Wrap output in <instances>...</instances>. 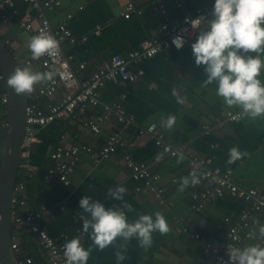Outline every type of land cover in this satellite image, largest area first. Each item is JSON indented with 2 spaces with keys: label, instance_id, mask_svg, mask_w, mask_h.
<instances>
[{
  "label": "crops",
  "instance_id": "crops-1",
  "mask_svg": "<svg viewBox=\"0 0 264 264\" xmlns=\"http://www.w3.org/2000/svg\"><path fill=\"white\" fill-rule=\"evenodd\" d=\"M129 1L61 0L59 6L44 11L45 17L53 26L66 22L76 38L74 44L63 43L62 50L65 55L71 57L73 67L86 63L85 69L79 73L82 81L96 69L106 66L111 56L138 50L146 39L162 38L163 23L179 26L185 15L192 13L195 8L213 2L133 0L137 12L126 20L120 13ZM160 4L164 6V14L158 11ZM0 13L5 16L13 15L7 23L0 19V38L7 43L15 61L21 67L30 62L27 67L43 72L39 60L31 58L28 47L33 34L25 32L16 24L27 14L33 15L34 11L23 0H10L0 8ZM97 27L99 30L96 34ZM207 28L208 21L199 27L193 39L180 51L166 48L162 53L145 61L142 64L144 76L136 82L128 83L125 87L106 84L101 90L100 104L81 113L82 117L105 115V105L116 101L125 90L128 96L123 106L132 120L130 125L124 126L117 122L113 115H107L101 123L99 135H94L72 119L58 120L43 129L34 128L36 141L24 150L25 154L21 156L18 168V179H25L21 193L25 204L18 207V211L25 214L38 211L42 207L48 209L49 213L43 215L38 223L49 234L55 237L70 236L68 241L76 238L74 230L83 226V210L80 209L79 201L85 195L100 201L106 208L121 207V201L106 199L108 188L118 185L127 189L125 200L135 209L134 212L125 210L130 222L138 219L140 214H154L159 211L170 225L171 230L166 235L153 233V244L147 251L139 246L135 238L127 243L126 248L123 247L125 242L117 238L116 246H109L100 251L93 245L89 230L84 238H79L85 249H93L88 264H117V251L123 252L127 257L121 264H208L212 259L204 253L203 245H224L227 241L224 218L228 217L234 221L246 208L244 200L226 196L222 199H212L199 212L192 211L190 195L197 187L189 186L182 193L178 191L181 178L192 172L188 159L185 157L183 162L178 163V158L168 159L162 155L157 161L155 157L161 153L155 148L152 136L138 137L139 128L156 124L172 145L184 146L190 155L211 158L213 166L232 169L236 184L264 193V119L252 121L242 114L235 122L224 125L208 136L201 134L202 124L212 123L226 112L241 111L235 107L228 108L222 102L216 95L215 84L201 87L202 81L206 79L204 66H196L191 44L196 41L199 31ZM82 38L85 39L81 40ZM259 78L264 82V72ZM173 89L186 98L183 105L176 102L172 95ZM34 92L26 95L28 102L33 101L42 110H47L48 105L63 91L58 89L52 100H32ZM3 94H6L5 87L0 80V120H6V106L1 103ZM168 115L177 117L172 131L161 126V116L166 118ZM115 132L122 133L123 145L110 158L98 163L89 155L80 153L69 176V186H62L56 178L44 177L49 165V155L60 136H64L70 144H86L97 148L106 137ZM3 139L4 130L0 129V155ZM234 146H239L242 152L247 151L249 155L228 164L229 149ZM125 154L160 175L159 185L169 207L161 205L152 196L134 192V187L141 186L142 182L131 180L130 170L122 161ZM74 219L76 222H73ZM253 221L264 224V214L252 216L249 222L251 231L254 227ZM11 232V240L18 246V252L15 253L18 259L29 258L33 264L45 263V253L40 249L37 239L26 228L11 224ZM196 235L199 236L198 239L194 237ZM260 241L264 242L258 235L256 239L251 236L239 247L255 245Z\"/></svg>",
  "mask_w": 264,
  "mask_h": 264
},
{
  "label": "built area",
  "instance_id": "built-area-1",
  "mask_svg": "<svg viewBox=\"0 0 264 264\" xmlns=\"http://www.w3.org/2000/svg\"><path fill=\"white\" fill-rule=\"evenodd\" d=\"M10 0H0V8L8 4ZM34 14H27L23 20L16 22L17 26L25 32L32 33L33 36L41 32L53 35L60 42V53L55 57L44 56L39 59V65L43 72L58 70L59 74L54 77L52 82L39 88L32 95V100L38 98L54 99L58 89H62L53 103L49 104L47 110H42L35 102H28L25 109V127H24V150L36 141L33 129H43L48 125L64 119H72L79 123L81 127L90 130L94 135L101 133V123L113 115L117 122L122 125H130L132 120L126 114L123 102L127 99L128 92L123 91L119 98L105 105V115L82 117L81 113L87 109H94L100 104L101 90L106 84L125 87L128 83H133L144 76L142 64L162 53L166 48L177 50L172 40L175 36L183 35L186 43L190 42L199 27L211 18V12L215 0L209 5L195 8L194 11L183 17L179 26H172L167 23L161 25L163 32L162 38L146 39L141 43L138 50H131L125 55H113L110 57L106 66L100 67L82 81L79 73L82 72L86 63H79L76 67L71 64V57L64 54L62 50L63 43L74 44L77 40L68 28L66 22L53 26L45 17L44 11L52 7L59 6L61 0H23ZM161 14L165 13L163 5L158 6ZM136 7L133 0L129 1L124 10L120 13L121 17L128 20L133 13L136 14ZM0 19L4 23L9 22L13 15H2ZM70 18V16H67ZM99 28H96V34ZM82 38L81 40H84ZM29 47V46H28ZM30 62H26L29 66ZM2 80V76H0ZM1 103L6 106V94L1 95ZM242 115V111L226 112L223 116L216 118L212 123L201 125V134L208 136L224 127L228 123L235 122ZM6 120H0V129L5 130ZM138 137L149 135L153 138L155 148L168 159H176L174 153L182 151L188 159L190 169L196 170L200 175V183L196 185L197 189L190 195V208L194 212L201 211L212 199H222L226 196L239 198L246 202V208L240 213L238 218L231 221L230 218H224L226 225L227 241L220 247H212L210 243L204 244V253L211 256L212 261L208 264H224L228 261L226 255L228 245L240 246L242 242L251 237L250 219L255 214H264V193L255 188H244L236 184L233 180L232 169H223L212 165V159L190 155L186 152L184 146H174L166 140L165 134L156 124H150L139 128ZM123 145V135L121 132H115L105 138L99 147H93L86 144H70L64 136H60L56 141L52 152L49 155V165L46 169L45 178H56L62 186H69V176L74 170L78 155L84 153L89 155L94 162H101L110 158L120 146ZM24 151L22 155H24ZM123 164L130 170V178L135 182H142L141 186L134 187L135 193L152 196L161 205L169 207L165 201L163 189L159 185L160 175L151 172L144 164L135 162L130 155L125 154L122 157ZM175 180L173 179L172 182ZM25 186V179H17L13 186L10 200V220L16 226L27 229L38 241L40 249L45 253L46 261L44 264H66L63 246L69 240L70 236H53L41 227L38 221L43 215L48 214L49 210L40 208L38 211H29L21 214L18 207L24 206L25 202L21 198L22 190ZM107 200L111 198L106 197ZM73 222H76L74 219ZM74 237L84 238L86 233L83 226L74 230ZM196 239L199 236H194ZM264 246V242H258ZM11 250L18 252V246L11 240ZM18 259V258H17ZM19 264H33L29 258L18 259ZM1 264V263H0Z\"/></svg>",
  "mask_w": 264,
  "mask_h": 264
},
{
  "label": "clouds",
  "instance_id": "clouds-1",
  "mask_svg": "<svg viewBox=\"0 0 264 264\" xmlns=\"http://www.w3.org/2000/svg\"><path fill=\"white\" fill-rule=\"evenodd\" d=\"M207 30L199 31L196 41L191 44L192 55L197 67L204 66L206 79L201 87L215 84L216 95L228 108H238L252 121L264 119V82L259 78L264 72V0H215ZM183 35L173 38L172 44L177 50L185 46ZM31 58L39 60L44 56L55 57L60 51V42L51 34L41 32L29 40ZM254 54V55H253ZM58 70L46 72L33 71L30 67H17L8 77L7 85L16 95H30L38 85L48 84L58 75ZM172 95L178 104L183 105L186 98L173 89ZM177 117L161 116V126L168 131L174 130ZM177 162H183L182 151L174 153ZM239 146L229 149L228 164L248 156ZM162 154H157L159 161ZM200 183V175L193 170L179 181V192L189 186ZM127 189L123 186L108 188V196L121 201V207L106 208L103 203L85 195L80 201L83 210L81 220L83 231L90 232L93 245L100 251L109 246H116L117 238L127 243L135 238L139 246L147 251L153 244V233L166 235L170 225L165 216L157 211L154 214H140L130 222L127 212L135 209L125 200ZM126 210V211H125ZM250 235L253 239L264 240V224L253 221ZM92 248L81 244L79 238L67 241L63 246L66 264H88ZM117 264L127 257L121 251L115 253ZM224 264H264V246L260 244L238 247L228 245Z\"/></svg>",
  "mask_w": 264,
  "mask_h": 264
},
{
  "label": "water",
  "instance_id": "water-1",
  "mask_svg": "<svg viewBox=\"0 0 264 264\" xmlns=\"http://www.w3.org/2000/svg\"><path fill=\"white\" fill-rule=\"evenodd\" d=\"M17 67H21L0 38V74L5 87L6 122L4 139L0 155V263L19 264L16 254L11 250L10 200L15 182L18 179V168L24 151V109L28 103L26 95H16L7 85L8 77ZM34 131V129H33ZM34 134V133H33Z\"/></svg>",
  "mask_w": 264,
  "mask_h": 264
},
{
  "label": "trees",
  "instance_id": "trees-1",
  "mask_svg": "<svg viewBox=\"0 0 264 264\" xmlns=\"http://www.w3.org/2000/svg\"><path fill=\"white\" fill-rule=\"evenodd\" d=\"M3 116H4V113H3Z\"/></svg>",
  "mask_w": 264,
  "mask_h": 264
}]
</instances>
